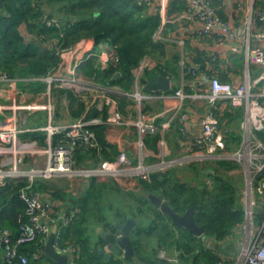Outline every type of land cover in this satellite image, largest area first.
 I'll return each instance as SVG.
<instances>
[{"label":"built area","instance_id":"obj_1","mask_svg":"<svg viewBox=\"0 0 264 264\" xmlns=\"http://www.w3.org/2000/svg\"><path fill=\"white\" fill-rule=\"evenodd\" d=\"M144 5L145 15L157 14L160 23L153 33L154 41L174 43L180 51L179 64L182 73L189 77H202L193 87V93L184 92L183 87L174 92L144 90L139 78L146 70L157 66V60L145 55L133 69L135 87L124 92L117 87H106L78 73L79 64L89 56L77 57L71 74L56 76L53 73L33 80L43 81L51 88L57 86L74 92L80 98H103L107 118L105 123L111 127L131 126L138 132V160L134 163L127 147H121L113 160H103L98 165H76L73 157L75 143L82 141L90 147H98L95 132L91 125L101 123L99 118L78 119L67 125L48 123L42 130L46 133V144L38 143L36 138L21 137L23 128L17 124L24 121L28 113L42 109V103H28L13 108L0 102V186L10 179H24L27 184L18 190V197L24 203V217L17 218L18 229L14 236L8 228L0 226V264H31L20 246L34 243L36 249L31 253L33 259L45 255L44 246L56 225L58 210L54 204L32 188L37 179H50L62 176L72 181L88 185L92 178L145 177L152 171L185 165L195 160H229L236 162L245 177L240 201L246 209V221L254 232L253 207L264 201V143L256 132L264 129V0H237L236 7L242 12L236 24L225 18L221 9L229 6V0H184V7L169 14L174 0H137ZM187 43L190 50L185 51ZM97 55L100 68L117 63V55L112 45L102 44ZM196 53H203L211 61L223 58L225 53H241L243 56L242 79L223 81L216 75L204 71L202 64L195 61ZM193 58V61L190 59ZM259 71L258 73H255ZM0 88H13L16 78L2 73ZM204 91V92H202ZM116 95H127L135 101L139 114L135 118L125 117L119 108ZM174 97L178 105L157 112H142L144 103L154 104L158 98ZM186 99L194 102L204 101L208 107L201 119V131L194 136L189 127V115L183 109ZM240 107L243 116L239 122L242 139L234 149H227L223 138V128L218 111L223 104ZM10 110L12 113H7ZM18 113V114H17ZM165 114L162 128H168L172 121L178 120V129L183 137L184 152L179 156H159L153 164L144 162L146 149L142 137L158 131L157 118ZM20 122V123H21ZM62 134L67 144H55V135ZM163 143V138L161 139ZM208 183V180L206 181ZM68 220L66 219V223ZM55 251L68 255V263L75 264L77 247L60 242V228L56 227L53 241ZM241 264H264V215L255 238L243 252Z\"/></svg>","mask_w":264,"mask_h":264},{"label":"trees","instance_id":"obj_2","mask_svg":"<svg viewBox=\"0 0 264 264\" xmlns=\"http://www.w3.org/2000/svg\"><path fill=\"white\" fill-rule=\"evenodd\" d=\"M184 3V0H174L169 14L183 8ZM159 23V15H145L144 5L137 0H5L0 10V72L12 77L45 76L56 66L62 51L80 37L88 36L93 38L94 49L103 43L112 45L117 63L100 68L97 55L92 53L79 64L78 73L97 83L115 84L122 91L129 92L135 78L133 69L145 55L153 57L158 63L152 70L144 72L145 77L154 79L157 73L164 76L177 74L175 63L178 56L164 60V43L153 39ZM20 25H25L33 35L32 40L25 41L19 30ZM187 47H190L188 43ZM202 57L203 53H196L194 59L202 64ZM145 77L140 81L145 83ZM33 83L31 89L34 91L44 86L41 81ZM59 91L69 98V106L76 118L83 114H86L85 119L94 116L102 120L107 118L106 108L102 112L94 108L85 113V104L79 96L68 89L60 88ZM174 91L172 87L167 92ZM120 101L124 106L127 98H120ZM241 115L240 107L234 108L228 104L225 111L228 119L236 122ZM219 119L222 124V119ZM104 126L99 123L90 126L99 140V147L85 150L84 144L75 143L73 155L76 165L89 166L83 161L78 163L86 156L93 158L92 165H98L101 160H113L117 155L115 147L101 139ZM35 135L39 138L38 133ZM256 136L264 143V129L257 131ZM145 137V142L152 145L160 138V134L157 131ZM230 140L235 144L241 141L236 131L232 139L226 140L227 144ZM177 155L179 153L170 156ZM99 157L102 159L99 160ZM236 166L234 161H216L213 172L207 173V177L211 178L209 185L204 181L193 185L183 182L177 176L179 168L152 171L145 177H139V192L120 189L112 178H92L75 200L78 210L61 227L60 242L77 247L75 264H233L231 258H222L221 253L229 248L227 240L244 219L238 186L228 176V171ZM184 169H194L199 176L211 168L202 171L197 161H191L185 164ZM42 181L36 180L32 187L38 188ZM26 184L24 179H10L0 186V226L10 229L14 236L18 229V216L24 217V203L15 193ZM148 193L161 195L179 214L194 205L195 222L204 225V235L213 238V243L208 246L201 237L197 238L185 228L174 225L167 215L150 203ZM119 199L122 203H119ZM130 214L149 218L146 223L141 222L135 227L131 234L133 256L123 257L112 252L107 258L99 252L104 244L101 237L96 234L93 240L89 232H95L99 226L112 230L113 218L123 220ZM145 245L149 247L147 252L144 250ZM36 247L34 243L26 244L20 246V251L27 255L31 264H44V259L54 264L46 254L33 259L31 253ZM158 249L175 256L177 262L158 258Z\"/></svg>","mask_w":264,"mask_h":264},{"label":"crops","instance_id":"obj_3","mask_svg":"<svg viewBox=\"0 0 264 264\" xmlns=\"http://www.w3.org/2000/svg\"><path fill=\"white\" fill-rule=\"evenodd\" d=\"M235 1L237 0H229V6L222 8L220 11L223 17L231 18L237 24L241 19L242 12H240L241 11L240 9H237ZM19 30L21 34L23 35L25 41H30L33 39V35H31L27 31L25 25H20ZM103 44H108V43H103ZM101 45L102 44L96 47L97 51H94L96 50V48L94 49L93 47L94 46L93 38L88 37V36L80 37L77 41L72 43L68 48H66L64 51L60 53V58H59L58 63L53 69L48 71L46 75L51 74V73H53L56 76L71 74L72 68L74 66V62L77 57H81L82 54H92V53L95 55H98ZM164 47H165L164 60L165 59L171 60L174 56L176 55L178 56V60L175 63V67H176L175 72L177 74L174 75L171 73V76H165L170 80V89L172 87H174L175 89H178L179 87H183L184 92L193 93L194 91L193 87L196 85L195 83L197 82V80L201 79L202 77H189L187 74L182 73L181 67L179 64L180 51L174 43H171V42L165 43ZM188 50H190V47H187L186 45L185 51L187 52ZM202 58H203L202 68L204 69V71H206V73L210 75H216L221 80L223 79L226 81H230L232 79L234 80L238 79V81H240L242 79L244 65H243V56L241 55V53H233V54L225 53L223 55V58H218L214 62L209 60V58L206 57L204 54ZM190 60L193 61V58H191ZM258 72L259 71H256L255 73H258ZM1 74L2 73L0 72V76ZM159 75H162V74L157 73L154 79H149L147 78V76L145 77L144 75H142V77L139 78L140 85L144 88V90H147L145 87L147 80H155ZM9 77H12V76H9ZM34 77H37V76L13 77V78H16L17 80L13 88H0V102L4 103L7 106H10L11 108L17 105H22V104L26 105L32 102L42 103L43 104L42 106H44V108L31 111L30 113L26 115L25 120L22 122L19 121V118H18L17 124H19L23 128V131L20 132L21 137L36 138L38 140V143L44 145L46 144V140H45L46 133L44 132V130L41 129V127L43 128L48 123H54L57 125H67V124L75 122L78 119H81V118L85 119L86 114H83L82 116L78 118H76L72 114V111H71L72 108L69 106L70 100L64 93L59 91L60 87L52 86L51 88L48 89V87L46 86V83L41 81V83H43L44 85L43 88L38 91L32 90L31 88H33L35 84L33 82L36 81V80H33ZM39 77H43V76H39ZM143 77H145L144 78L145 83L140 81ZM135 81L136 80L134 78V82L131 86V90H133V88L135 87L134 85ZM1 83H2V80L0 79V85ZM100 85H103L106 87H117L121 89L119 86L115 84H111V83L100 84ZM156 92L159 94H162L161 92L163 91L156 90ZM124 97L127 98V101H126V104L122 106L120 98H124ZM93 98L94 97H90V96L81 98V100L85 104V113H87L88 111L94 108H96L97 111L102 112L103 109L105 108L103 98H100V97L95 98V99ZM116 98L118 101L120 111L125 117H129L133 119L139 114V108L133 99H131L127 95H116ZM61 102H62V106H59L58 103H61ZM153 103L154 104L144 103L142 107V112L163 111V110H166L167 108L169 109L171 107L177 106L178 100L175 99L174 97L166 98V99L158 98ZM227 106H228V103L223 104L222 105L223 109H220L218 111V115L222 119L221 120L222 128H223L222 130L224 134L223 138L225 140L226 148L234 149L237 147L238 143L235 144V142H232V140H230L229 143L227 144L226 140L228 138L232 139L233 132L235 131L240 136V140L242 139L241 131L239 129V122L242 119L243 111H242L241 118L238 119L236 122H233L231 118L228 119L225 116V111L227 109ZM183 109L184 110L186 109L189 115L190 120L188 124H189L190 130L192 131V134L194 136L199 135L201 131V119L203 115L205 114V112L208 110L206 102L204 101L194 102L191 99H186L184 102ZM6 112L12 113V111L10 110H7ZM164 116L165 114L157 118L158 132L160 134V138L154 144L148 145L145 142V139H146L145 135L142 137L144 149H146V155L144 157V162L147 164L156 163L159 160L158 159L159 156L163 155L162 151L164 150H165L164 152L168 154L167 156L176 155L178 153L182 154L185 151L184 146H183V141H182L183 139H181L182 136L180 135L179 129H178L179 121L178 120L172 121L168 128H162L161 124L163 123L165 119L163 118ZM2 118L3 117L0 115V125L2 124L1 122ZM91 118H99L102 120V118L99 116H94ZM105 120H102V122L99 123V124H105L102 134H101V139H103L106 143H109L112 146H114L117 153H118L120 146L127 147L128 153L130 157L133 159V162L135 163L138 160L137 154L139 153V150H138L139 146L136 142L139 135H138L136 128L131 127V126L111 127L105 123ZM226 121L227 122L229 121V125L227 124ZM237 124H238V127H237ZM37 133L39 135V138L37 137V135H35ZM162 138L164 140L163 143L161 141ZM54 141H56L55 144H67L68 139L66 140L64 139V137H62V134H58V135H55V140L53 139V143ZM97 142H98V147H99L100 143L98 139H97ZM78 143L84 144L82 141H79ZM75 147L76 145H74V153H75ZM83 147L85 150L94 148V147L88 146L87 144H84ZM82 152H86V151H82ZM115 157L116 156H114V158ZM98 159L101 160L102 158L99 157ZM82 161L85 162L87 165L92 166L93 158L91 156L89 157L86 156V157H83L78 163H81ZM195 161L199 163L200 169L201 167H206V169L210 167L211 169L205 170L204 175L198 176L194 169H184L185 165L174 166V168H181V169H184V171H192L195 173L196 178L200 179L199 182H202L204 181V179L207 178V173L213 172L212 168L216 164V161H219V160H216V161L215 160H195ZM238 166L239 165L237 164V167ZM178 174L179 173L177 171V176L179 177ZM40 180H43V181L41 184H38L39 185L38 188H36L35 186L32 188L39 191L43 195L44 198L48 199L54 204L55 208L58 210V215H59L57 216L58 219L56 222V227L61 229V227H63V225L66 224V219L69 221L74 216L75 212L78 210L75 200L83 193L87 185L81 182L82 186L79 190H72L69 185V182H67L66 178L62 176L52 177L50 179H40ZM130 180H132V183H131L132 186L130 187L121 185L117 181L115 182L117 183L118 187L124 191L139 192L140 191L139 177L138 178L134 177ZM77 183H80V182H77ZM239 196H240V193H239ZM127 217H133L135 220H137V224L135 226L136 228L141 223L138 217L132 216L131 214L125 216L123 220L113 218L112 222L113 221L123 222L125 221ZM240 225L241 224H239V226L235 229L234 232L237 233L240 230ZM135 227L133 228V230L136 229ZM98 228H96L95 231H97ZM133 230L131 231V234H133ZM254 232L250 234L253 236ZM196 237L198 238L201 236H196ZM211 239L213 243V238ZM236 242L238 243V241H236V237L232 236L231 240L228 241L229 248L226 251H224V253H221L222 258H225V259L231 258L234 261V258H233L234 256H231L230 253L236 252L233 248V246L236 245L234 244ZM43 261H45L44 264H51V262L48 259L47 260L44 259Z\"/></svg>","mask_w":264,"mask_h":264},{"label":"water","instance_id":"obj_4","mask_svg":"<svg viewBox=\"0 0 264 264\" xmlns=\"http://www.w3.org/2000/svg\"><path fill=\"white\" fill-rule=\"evenodd\" d=\"M4 2L5 0H0V10L3 9ZM145 87L149 91H168L170 89V80L163 75H159L155 80H147ZM16 194H18V192ZM147 197L150 203L157 207L160 212L167 215L176 226L185 228L193 235L201 236L203 243L208 246L212 244V239L204 235V225H199L195 222L193 215L195 211L194 205L189 206L183 213L179 214L161 195L148 193ZM261 205H264V201L261 202ZM136 224L137 220L133 217H127L123 222L113 221L112 230L99 227L97 229V234L104 242L99 252L104 253L107 258L112 252H122L121 256L123 257L133 256L134 247L131 240V231ZM55 232L56 225L52 227L47 243L44 246V252L54 264H69L68 255L58 253L53 247Z\"/></svg>","mask_w":264,"mask_h":264},{"label":"rangeland","instance_id":"obj_5","mask_svg":"<svg viewBox=\"0 0 264 264\" xmlns=\"http://www.w3.org/2000/svg\"><path fill=\"white\" fill-rule=\"evenodd\" d=\"M124 92H126V91H124ZM58 105L62 106V102L58 103ZM204 168H206V167H201V170L203 171ZM239 168L236 166L235 168L229 170L228 176L233 181V183L238 186V190H239V193L241 196L242 191H243L244 182H245V177L241 173V171H239L240 170ZM178 173H179L178 174L179 178L183 182H186V183L188 182L190 184H193V183L196 184L200 180V179L196 178L195 173L192 171H184V169L179 168ZM66 180H67V182H69V185H70L72 190H79L82 186V183L78 180H77V182H80V183L69 180L67 178H66ZM206 180H208V183H211V178L207 177L206 179H204V182H206ZM118 183L121 185H124L126 187L132 186V184H131L132 180H130L129 178H124V179L118 178ZM240 196H239V198H240ZM119 203H122V201L120 199H119ZM146 203H147V201H146ZM140 204H142V203H140ZM241 204H242V202H241ZM142 206H144V205H142ZM242 206H243V210H244V219L240 225V230L237 233L236 232L233 233V236L236 237V241H238V243L237 242L234 243L236 245L233 246V248L236 252L230 253L231 256H234L233 257L234 258L233 264H241V260L243 259L244 248L248 244V242H252L254 240L256 232H257L258 228L260 227V222L262 221V218L264 215V207H262L259 204H256L253 207V224H254L253 228H254L255 232H254V235L252 236L250 234L251 233L250 222L248 220L246 221V209H245L243 204H242ZM142 210H144L143 207H142ZM139 219H140V222H142V223L143 222L146 223L149 220V218H147L145 216L143 218H142V216H139ZM89 233H91V236L94 240L97 232L91 231ZM229 240H231V238L228 239L227 241H229ZM148 249H149V247H147V245H145V249H144L145 252L149 251ZM118 254L122 255V252H119ZM156 256H158V258L166 259L167 261H170L173 263L177 262V258L175 256H172L170 253H168L164 249H161V250L158 249V251L156 252Z\"/></svg>","mask_w":264,"mask_h":264}]
</instances>
